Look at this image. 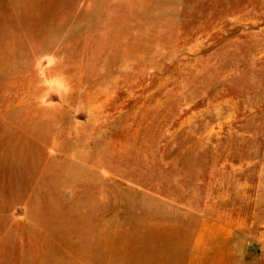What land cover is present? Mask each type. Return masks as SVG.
Masks as SVG:
<instances>
[{"label": "rangeland", "instance_id": "rangeland-1", "mask_svg": "<svg viewBox=\"0 0 264 264\" xmlns=\"http://www.w3.org/2000/svg\"><path fill=\"white\" fill-rule=\"evenodd\" d=\"M0 264H264V0H0Z\"/></svg>", "mask_w": 264, "mask_h": 264}, {"label": "water", "instance_id": "water-1", "mask_svg": "<svg viewBox=\"0 0 264 264\" xmlns=\"http://www.w3.org/2000/svg\"><path fill=\"white\" fill-rule=\"evenodd\" d=\"M251 253L256 254V248L255 247H251L249 250Z\"/></svg>", "mask_w": 264, "mask_h": 264}]
</instances>
